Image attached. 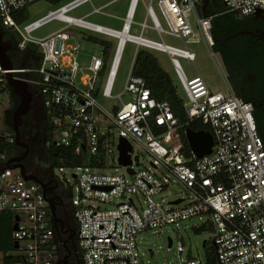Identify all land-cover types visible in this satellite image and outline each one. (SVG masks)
I'll return each instance as SVG.
<instances>
[{
    "label": "built area",
    "instance_id": "2783aa9c",
    "mask_svg": "<svg viewBox=\"0 0 264 264\" xmlns=\"http://www.w3.org/2000/svg\"><path fill=\"white\" fill-rule=\"evenodd\" d=\"M38 1L0 0L5 37L15 39L13 48L20 52L34 45L42 58L38 67L13 65L9 70L0 63V97L11 91L9 73L26 81L34 101L40 99L52 129L51 143L76 154L85 152L94 161V166L55 167L57 174L52 168L53 180L70 193L77 224L75 254L81 263L143 264L137 241L140 233L206 216L214 252L183 257L185 248L180 242V264H264V142L253 105L237 96L230 84L225 91L212 90L198 70L188 77L176 58L195 59L186 40L197 36L192 21L215 56L212 17L200 15L202 0H151L146 6L151 25L134 20L139 0H130L120 28L68 15L93 0H67L32 23L15 19ZM155 2L167 30L153 7ZM223 2L239 16L264 11V0ZM100 11L94 7L92 13ZM54 19L66 28L44 39L31 36ZM67 31L103 48L104 58L91 59V74L80 76V47ZM149 31L160 38L163 34L180 38L185 48L150 39ZM128 42L136 46L135 57L142 50L169 55L186 94V101L179 96L187 116L184 123L168 101L158 100L145 80L133 75L134 63L123 91L113 96ZM100 98L115 102L105 106ZM194 122L208 127L214 139L211 152L201 158L190 146L187 150L181 139L183 129ZM9 128L6 117L0 118V212L11 213L14 224L18 223L12 233L13 245L18 246L7 255L11 264H67L42 186L24 179L19 169L6 168L19 148ZM123 141L132 148L129 166L119 162ZM135 145L141 152H136ZM143 152L149 155V167L140 166ZM173 185H180L185 195L171 201L167 193Z\"/></svg>",
    "mask_w": 264,
    "mask_h": 264
},
{
    "label": "rangeland",
    "instance_id": "374dc122",
    "mask_svg": "<svg viewBox=\"0 0 264 264\" xmlns=\"http://www.w3.org/2000/svg\"><path fill=\"white\" fill-rule=\"evenodd\" d=\"M150 1L151 0H139L134 18L136 22H143L146 20V22L151 25V21L146 19V6L150 3ZM67 2L69 1H66L63 4ZM129 2L130 0H93L92 2H86L80 5L75 10L69 12L68 15L75 18H83L85 21L100 25L120 28L122 24L120 19L126 16ZM58 7L59 5L55 6L48 0H40L32 4L28 7L27 23H32L41 19L49 12L55 11ZM94 7L101 8L100 13H92ZM153 7L163 28L167 30V26L156 6V2L153 3ZM192 24L197 36L194 39L188 38L186 40L187 47L195 53V59L193 61H189L180 56H176V58L178 59L182 70L188 77L194 76L198 70V73L203 76L212 90L225 91L229 85V80L221 55L216 52H214L215 56L212 55L211 48L202 37L199 28L193 21ZM65 28V23L54 19L33 31L31 36L35 39H44ZM67 32L74 36L75 43L79 44L80 47L78 62L83 72L80 76L83 74H91L88 71L91 59L93 56L104 58L103 48L96 42L84 40L80 35H77L76 32ZM83 32L90 33L86 31ZM134 33L136 32L134 31ZM94 35L97 36V34ZM146 36L155 41H164L166 44L173 47L185 48L183 40L169 34H163L160 38L155 32L149 31ZM5 39L7 38L5 37ZM135 51L136 46L133 43L128 42L125 45L117 69L116 81L112 92L113 96L118 95L124 89L130 69L135 60ZM152 54L157 58L162 69L171 77L179 96L186 101L185 91L169 55L156 50L152 51ZM19 57L23 60L26 58L25 55H20ZM99 101L105 106H109L111 103L115 102L114 100L108 101L102 98H100ZM11 107L12 95L11 91H8L0 97V118H4L5 110H10ZM37 115L38 119H43V113L41 110L37 111ZM134 147L136 152L140 151L136 145ZM117 154L118 153L116 152V155ZM149 161V155L143 152L141 154L140 166L149 167ZM108 171H113V169H108ZM54 173H58L57 168L54 169ZM167 195H169V200L173 201L178 197H183L185 195V191L180 185H173V187L169 189ZM102 206L103 208L108 207L104 205ZM207 221L208 217L206 216L193 217L174 225L140 233L137 241L140 253L142 254L143 264H180V256L177 252L180 242L185 248L183 257H203L205 254L203 244L207 243V246H211L213 238V233L205 228ZM201 226H204V230L198 233L195 228H199ZM169 238L172 240L171 247H169ZM3 259L4 254L3 252H0V264H3Z\"/></svg>",
    "mask_w": 264,
    "mask_h": 264
},
{
    "label": "trees",
    "instance_id": "16d2710c",
    "mask_svg": "<svg viewBox=\"0 0 264 264\" xmlns=\"http://www.w3.org/2000/svg\"><path fill=\"white\" fill-rule=\"evenodd\" d=\"M51 4L55 6H60L67 0H48ZM213 3L208 6L210 9L209 16L212 17V34L214 38V46L212 47L213 51L216 53H220L223 63L226 66V70L228 73V80L229 84L241 99L244 101L249 102L250 99L245 97L242 92L238 91L232 81L233 75V68L232 66H239V64L243 61L239 59L235 60L234 58L229 57L221 48L222 40H219L220 37H225L226 33H224L223 25L226 28H231L232 21H237L241 17H249V16H239L235 12H231L227 10L223 0H212ZM27 11L28 8L23 9L18 14L15 15V19L20 22L27 21ZM199 13L202 16L201 6H199ZM220 30H217L219 29ZM12 40L13 45L15 46L16 41L15 39L9 37ZM20 55H25L26 58L23 60ZM9 57L12 61V64L15 67H38L42 61L40 54L38 53V48L34 45H29L27 49L20 52L16 49H12L9 51ZM238 59V58H236ZM133 75L135 77H140L145 80L147 86L151 89L153 96H155L158 100H165L168 101L175 115L179 118L180 122L184 123L187 120L186 113L183 109V103L181 98L177 93V89L173 84V81L169 74L165 72L162 67L160 66L157 58L147 51H139L135 57L134 67H133ZM12 95V107L10 111L13 113L19 104V99L17 96L14 95L11 89ZM24 117V121L26 118ZM185 129H192L194 131H208L209 128L201 125L198 122L191 123L188 127H185L182 131V142L187 150H189V145L187 142V138L185 136L184 130ZM10 131H12L11 123H10ZM31 134L29 132V128L22 126L20 128L21 139L25 143H29L35 139L34 136L40 135L42 138V148L40 150V159L44 165H46L50 170L52 168L66 165L70 167H77V166H94L93 159L89 157V155L85 152L80 154L74 153L73 149L70 148H61L56 147L53 143H51L52 139V129L47 123V119L43 113V122L38 124L37 126L33 127L31 130ZM50 142L47 145V142ZM21 151L20 148H17V153ZM32 152V151H31ZM66 192V198L69 204L70 201V193ZM70 206V205H69ZM57 216H60V211L57 209ZM68 219H69V226L74 227L77 230V224L74 220L73 211L68 210ZM13 215L9 212H0V252H3L4 259L3 264H11L12 258L7 255L8 252L13 250ZM206 228V227H205ZM195 230L200 233L204 230V226L199 228H195ZM56 233L60 242V247L62 253L65 256H68L67 264H82L79 257L75 254L76 250V238L72 241L68 247L65 244L66 235L61 230L60 226L56 227ZM69 235V233H68ZM205 248V252L208 254H212L214 252V248L212 246H207V243L203 244Z\"/></svg>",
    "mask_w": 264,
    "mask_h": 264
},
{
    "label": "flooded vegetation",
    "instance_id": "af4514ba",
    "mask_svg": "<svg viewBox=\"0 0 264 264\" xmlns=\"http://www.w3.org/2000/svg\"><path fill=\"white\" fill-rule=\"evenodd\" d=\"M212 3L213 1L209 0V5ZM208 10L210 12V9ZM0 27H2L1 23ZM220 27H223L224 29L221 30L226 33L225 37L218 38L222 40V50L238 62L239 59L243 61L238 67L236 65L232 66L234 67L232 69V81L238 91L250 99L249 102L253 105L257 130L264 142V18L241 17L237 21H232L231 28H226L223 25ZM217 30H220V28ZM38 110L44 113L40 99L33 100L31 110L23 124V126L29 128L30 134L33 127L43 122V119H38ZM12 115L13 113L10 110L5 111L4 116L9 124L12 121ZM32 141L27 143L29 151L21 163L25 166L27 173L35 175L44 183L51 182L45 188L46 195L55 197L59 203L57 209L60 211V216L58 218L62 221L59 226L66 235L65 244L68 247L77 234V230L69 226L68 210L72 211V209L68 204L64 188L59 182L53 180L52 170L44 165L40 159V150L43 144L41 136L36 135ZM20 149L21 151L17 154V157L22 156L25 152V149ZM72 232L74 236H71Z\"/></svg>",
    "mask_w": 264,
    "mask_h": 264
},
{
    "label": "water",
    "instance_id": "95a60500",
    "mask_svg": "<svg viewBox=\"0 0 264 264\" xmlns=\"http://www.w3.org/2000/svg\"><path fill=\"white\" fill-rule=\"evenodd\" d=\"M209 5V0H202L201 4V12L204 17L209 16V10L207 9ZM255 19L257 18H264V11L258 9L253 15ZM6 31L0 27V63L4 66L6 69H13L12 61L9 57V51L13 49V43L9 39H5ZM8 84L11 87L13 93L15 96L19 99V104L12 115V121H11V127L15 133L16 136V146L22 149H25V152L22 156L14 157L9 159L7 162V169L15 170L19 169L24 179L27 181H34L38 184H40L46 193V186L51 183H44L40 179H38L35 175L29 174L26 172L25 166L21 163V161L27 156L29 151V146L27 143L22 141L21 139V133L20 128L24 124V117L27 116L31 110L32 103L34 100V94L31 92L29 85L26 81L17 80L14 79L13 75L9 73L8 75ZM186 138L188 145L192 149V151L195 153V155L199 158L203 157L206 154H209L211 152V148L214 143L213 135L210 131H194L192 129H188L186 132ZM120 150V159L119 162L123 166H129L131 164V156L129 155V152L132 151V148L127 142L123 141L121 145L119 146ZM131 173L133 171L129 170ZM47 202L49 203L52 219L55 224V226H58V224H61L62 221L57 216V206L58 202L56 201L55 197H47ZM180 201H177L179 203ZM16 221H19V218L16 217ZM18 223L16 222L14 224L13 229H17ZM71 232V230H69ZM74 236V233L72 232V235ZM18 244L15 243L14 247H17ZM172 246V240L169 238V247Z\"/></svg>",
    "mask_w": 264,
    "mask_h": 264
}]
</instances>
